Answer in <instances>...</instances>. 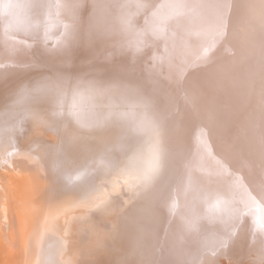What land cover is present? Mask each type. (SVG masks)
I'll return each mask as SVG.
<instances>
[{
    "label": "bare ground",
    "instance_id": "6f19581e",
    "mask_svg": "<svg viewBox=\"0 0 264 264\" xmlns=\"http://www.w3.org/2000/svg\"><path fill=\"white\" fill-rule=\"evenodd\" d=\"M233 2L227 38L200 60L211 42V11L193 19L186 10H165L171 71L167 60L153 61V69L147 57L114 50L86 31L69 43L56 0H20L13 15L0 16V238L9 245L2 244L9 253L4 248L3 264H35L29 240L40 226L50 247L62 241L59 264H156L171 259L170 251L197 264H264L250 220L220 248L228 217L218 209L229 201L247 211L254 207L248 193L264 185V69L257 64L264 0ZM81 15L86 28L89 13ZM57 73L68 77L60 94L45 79ZM137 84L141 91L129 87ZM146 96L173 108L154 117L163 118L159 137L141 108ZM73 104L79 119L69 114ZM241 117L249 121L239 132ZM157 142L164 167L149 183ZM185 237L199 243L185 244Z\"/></svg>",
    "mask_w": 264,
    "mask_h": 264
},
{
    "label": "snow or ice",
    "instance_id": "6c2138e0",
    "mask_svg": "<svg viewBox=\"0 0 264 264\" xmlns=\"http://www.w3.org/2000/svg\"><path fill=\"white\" fill-rule=\"evenodd\" d=\"M22 5L20 0H0V16H11L15 9ZM56 8L67 23H63L65 39L71 43L72 39L78 37L82 31L109 43L114 50H119L127 54L130 49L137 59L147 57L149 66L155 69L156 65L152 63L157 59L163 63L168 61L171 71L172 58L168 56L169 43L167 41V29L164 24L169 19L165 10H186L193 19L200 15L203 10H210L213 15V24L211 27V42L204 49V57H197V60L204 59L209 52L227 38L230 25L231 13L235 7L233 0H56ZM88 11L89 22L86 28L82 27V12ZM103 11L106 19L103 22L98 21V13ZM38 26V25H36ZM12 25L5 28V35H8ZM47 33V26L45 28ZM197 32L196 35H200ZM135 38V39H133ZM15 39V37H9ZM262 52H264V36L261 38ZM161 45L163 49L161 50ZM160 75V73H156ZM168 79V76H162ZM45 79L53 80L57 93L62 92V86L66 83L68 77L63 73H57L54 77ZM136 91H141L143 85H129ZM146 105H151L153 99L151 96L144 97ZM61 109L63 101H60ZM70 115L79 119L75 111V104L70 109ZM163 127V118L152 122V128L157 137L160 136ZM259 149L261 155V174L264 176V130L261 131L259 139ZM163 158L159 148V142L155 148V155L145 175L146 182H151L163 169ZM236 184L243 186L241 177L237 176ZM259 197V198H257ZM248 200L254 207L247 211H242L231 207V202L226 201L223 209H218L227 220L222 218L224 228V239L220 242V248L226 250L229 247V241L233 239L236 232L233 229H239L246 220H250L253 230L261 236L260 244L264 250V185L261 186L259 193L253 195L248 193ZM174 207V205H173ZM147 212L154 218L156 211L153 208L147 209ZM165 245L168 242V233L165 234ZM185 244L196 245L198 240L185 237ZM163 245L161 250H163ZM171 259H161L156 264H197L195 260H188L181 254L170 251Z\"/></svg>",
    "mask_w": 264,
    "mask_h": 264
},
{
    "label": "rangeland",
    "instance_id": "374dc122",
    "mask_svg": "<svg viewBox=\"0 0 264 264\" xmlns=\"http://www.w3.org/2000/svg\"><path fill=\"white\" fill-rule=\"evenodd\" d=\"M246 49H247V47H245ZM250 49H252V44H250ZM243 53H245L244 51H242ZM259 57V56H258ZM259 59H261V62H257V64H258V66L261 68V69H264L263 67H264V56H261V57H259ZM136 75V74H135ZM262 75H263V77L261 78V79H263L264 80V70H263V73H262ZM84 76V75H83ZM32 81V80H31ZM51 81V80H50ZM255 81V80H254ZM259 81H262V80H260V79H258V77L256 78V81L255 82H257L256 84L257 85H255V82L253 83V85L251 86V88H255V92H258V91H256V90H259L260 89V87H261V83H258ZM33 82V81H32ZM31 83V82H30ZM50 84H52V82H50ZM254 90V89H253ZM138 98V97H137ZM154 98V99H153ZM152 99H153V101L154 100H156V101H154L151 105H146V106H148V107H146L144 104H142L143 106H141V108L142 109H144V111H145V114L148 116L147 117V119L149 120V121H152V122H154V120H155V118L157 117V118H159V117H161V115H162V113L161 112H163L164 110L166 111V110H169V111H172L173 110V108L171 107V106H169V105H167V106H165V104H163V106H160V101H158V99L157 98H155V97H153ZM94 101H95V103H98V104H101V103H104V102H102V100H101V98H99V97H95V99H93ZM259 100L260 101H264V99L263 98H259ZM155 102H156V104H155ZM146 104V103H145ZM154 104V105H153ZM152 106H154V108L152 107ZM156 106V107H155ZM152 107V108H151ZM169 107V108H168ZM249 107V109L251 110V111H249V109H246V108H248ZM248 107H246L245 108V111L243 112L244 114H245V116H244V118L245 119H249L250 120V118H251V113H252V110H253V106H248ZM157 108V109H156ZM149 109V110H148ZM153 110V111H152ZM247 110V111H246ZM154 111H156V112H154ZM148 112V113H147ZM151 112H153L152 114H151ZM156 114V115H155ZM243 114V115H244ZM160 115V116H159ZM142 116H144V113H142ZM151 116H153V117H151ZM262 116V115H261ZM151 117V118H150ZM155 117V118H154ZM243 117H241L240 118V120H239V122H238V125H236L237 126V129L239 130V132H240V130H241V128L246 124V121L248 122L249 120H245ZM172 122H174V121H170V120H168V123H170V124H172ZM170 127H171V130H173L172 129V127H173V124L172 125H169ZM168 126V127H169ZM235 126V127H236ZM168 133V132H167ZM165 134V138L168 136V134H169V136H170V133H168V134ZM229 134H230V132H229ZM123 135V133H121V136ZM172 137H173V135H172ZM174 138V137H173ZM172 138V139H173ZM174 140V139H173ZM173 147H175V148H178V147H180V144H179V142L178 141H176V140H174L173 141ZM259 161L261 162V159H259ZM37 224H38V222H37ZM36 224V225H37ZM43 227L42 226H40V228H39V231H34V233H33V236H35V241L34 242H31L30 240H29V258L31 259V260H33V262L35 263V264H59L60 262H61V260H60V252H62V250H63V244H62V241H60V239L59 238H56V239H54L53 241H54V246H52V247H50V245H51V243L50 242H48L47 241V238H48V232L47 231H44L43 229H42ZM0 264H3V262H4V260L6 259L5 257H4V254H5V252H6V254H7V251H8V247H9V245H8V241L6 242L5 241V239H1L0 238ZM4 241L6 242L5 244H7L8 245V247L6 248V245H2V244H4ZM1 246L3 247V248H1ZM4 248H6L5 250H4ZM5 252H4V251ZM39 253V254H38ZM9 254V253H8ZM8 254L6 255L7 257H8ZM39 255V256H38ZM4 259V260H3ZM2 262V263H1Z\"/></svg>",
    "mask_w": 264,
    "mask_h": 264
}]
</instances>
